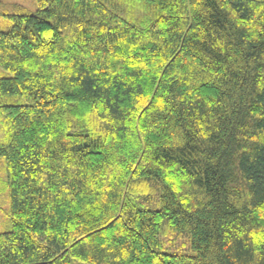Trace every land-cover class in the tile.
Listing matches in <instances>:
<instances>
[{
	"label": "trees",
	"instance_id": "16d2710c",
	"mask_svg": "<svg viewBox=\"0 0 264 264\" xmlns=\"http://www.w3.org/2000/svg\"><path fill=\"white\" fill-rule=\"evenodd\" d=\"M36 2L1 14L0 264H264V0Z\"/></svg>",
	"mask_w": 264,
	"mask_h": 264
},
{
	"label": "rangeland",
	"instance_id": "374dc122",
	"mask_svg": "<svg viewBox=\"0 0 264 264\" xmlns=\"http://www.w3.org/2000/svg\"><path fill=\"white\" fill-rule=\"evenodd\" d=\"M0 27H4L5 25L7 28L10 25V22H6V17L2 16L1 14L6 11L7 9H11L13 6H23L27 8L30 12L35 13L38 10V5L36 0H0ZM5 202L1 201L0 199V206L5 207ZM4 219L2 217V213L0 211V230H3V223ZM185 252H191L190 248L184 250Z\"/></svg>",
	"mask_w": 264,
	"mask_h": 264
}]
</instances>
